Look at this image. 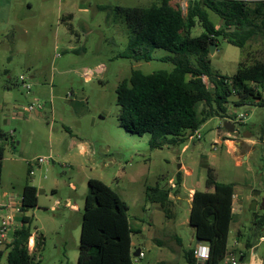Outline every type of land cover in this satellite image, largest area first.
<instances>
[{
    "label": "rangeland",
    "instance_id": "1",
    "mask_svg": "<svg viewBox=\"0 0 264 264\" xmlns=\"http://www.w3.org/2000/svg\"><path fill=\"white\" fill-rule=\"evenodd\" d=\"M47 1L50 0H17V3L16 0H0V138L4 146L0 186L11 192L20 180L29 182L38 176L37 168L33 170L34 176L29 174L26 160L51 159L41 164L45 190L41 192L42 209L38 220L29 212L32 217L28 224L30 231L36 232L37 238L45 236L43 245L33 253L36 264H77L87 190L84 172L119 193L128 204V219L131 223L135 219L140 222L141 230L131 232L132 251L140 249L144 256L133 257V264H188L184 253L195 244L191 238L193 229L186 222L189 205L173 203L166 216L158 204L145 200L146 187L167 185L170 178H175L180 163L191 170V175L185 177L187 187L205 189L209 167L216 180L235 183L242 189L240 209L233 205L241 241L255 244L260 264H264V242H258L260 228L255 223L264 215V208L260 207L264 200V88L259 89L263 103H256L260 102L258 99L247 100L244 106L227 105L235 137L222 126L227 118L211 117L201 124L200 139H186L180 145L151 149L148 133L137 135L119 125L116 88L133 69L149 74L158 69L170 70L172 64L159 60L167 53L161 48L153 50L150 61L118 56L126 46L128 29L124 16L117 14L114 7H146L155 0H80L81 10L76 7L67 26L62 25L65 35L59 43L54 39L53 15L43 23L37 21L41 4ZM16 4L14 14L22 10L31 16L22 20L23 15H18L10 25L12 17H8V9L12 11ZM27 4L31 9L26 8ZM171 4L180 7L185 14L187 0H171ZM207 12L211 21L220 26L218 15L210 10ZM68 29L74 31L71 33ZM200 32L201 27L196 25L191 35ZM215 49L210 56L211 66L223 75L236 72L240 60L246 64L264 60V39L250 41L240 48L219 38ZM98 63L103 65L102 70L97 67L95 73L86 78L83 67ZM53 66H65L67 71L54 70ZM20 74L27 79L33 76L34 86L28 79L30 90L40 92L35 94L38 98L34 103H42L45 110L39 117L32 112L36 121L26 124L23 118L14 117L12 113L13 107L27 99L26 90L18 82ZM5 84L9 87L5 88ZM76 100H82L87 109L80 118L71 112ZM240 112L247 113L241 123L237 120ZM243 127L251 134L244 136ZM219 133L224 137L221 147L207 146ZM245 137L252 138V142ZM224 139L245 143L240 146L232 141L230 146ZM76 140L86 142L88 150L84 155H79L78 146L72 145ZM68 196L78 202V211L65 205ZM252 200L257 202L254 210L249 208ZM20 217L21 213L16 212L17 226ZM42 226L44 228L40 229ZM261 227L264 229V225ZM233 228L231 225L230 229ZM6 252L4 249L0 264H6ZM242 260L248 259L244 256Z\"/></svg>",
    "mask_w": 264,
    "mask_h": 264
},
{
    "label": "trees",
    "instance_id": "2",
    "mask_svg": "<svg viewBox=\"0 0 264 264\" xmlns=\"http://www.w3.org/2000/svg\"><path fill=\"white\" fill-rule=\"evenodd\" d=\"M114 10L124 16L128 29L126 46L118 56L150 61L153 50L161 48L167 53L159 60L172 64L170 70L158 69L149 74L133 69L116 88L119 125L137 135L148 133L149 148L183 144L207 119L230 118L228 104L238 107L247 100L262 99L259 89L264 88V60L252 64L240 60L233 75H221L211 66L209 47L217 46L219 38L240 48L250 41L263 40L264 0H187L185 14L171 0H155L146 7L118 5ZM207 10L218 15L220 26L211 21ZM196 25L201 32L192 36ZM201 75L208 77L210 87ZM174 181L175 187L155 184L145 191L146 200L157 203L166 216L171 204L169 193L171 189L177 192L181 183L180 171ZM205 186L213 187V191H194L188 223L193 227L195 240L208 244L205 264H219L227 249L234 184L216 181L208 167ZM36 205V188L27 183L22 190L20 225L12 230V242L5 248L6 264H36L27 246L32 219L25 215ZM127 210L128 204L119 193L99 179L87 180L77 264H133V229ZM255 223L261 229L264 215ZM251 246V242L244 241V248ZM3 252L0 249V261ZM244 256L240 255L242 259ZM185 260L188 264L197 263L193 249L185 253Z\"/></svg>",
    "mask_w": 264,
    "mask_h": 264
},
{
    "label": "crops",
    "instance_id": "3",
    "mask_svg": "<svg viewBox=\"0 0 264 264\" xmlns=\"http://www.w3.org/2000/svg\"><path fill=\"white\" fill-rule=\"evenodd\" d=\"M16 3H17V0H16ZM80 3H81L80 0H77V1L76 0H74V1L73 0H50V1H47L46 4L45 3H42L41 4L42 5L41 6V11H40V14H39V19H38V16H37V19H38L37 21L39 23H43L45 21V18H48L50 15L51 16L53 15L54 20L56 22V26H55V30H54L55 43L61 42L60 39H62V36L65 35L64 32H63V30H64L63 27L64 26H67V24L73 18V16H74V11L73 10L76 7H79L78 10H81ZM47 4H48V6H47ZM26 6H27L26 8H28V10L31 9V5L27 4ZM13 7H12V11H11V9H8V17H9V15H11V17H12L11 18L12 21L8 22V24L10 23V25H13V23L15 22V18L18 15H21V16L23 15V17H21L22 20L27 19V17L29 15L31 16V14H28V12H24L22 10L19 13H15L14 14L13 13V9L15 10V8H17V4H16V6H13ZM8 17H7V19H8ZM13 20H14V22H13ZM63 24H64V26H62ZM13 31H14V29H13ZM69 31L72 33L74 30L70 29ZM18 36H23V35L18 34ZM14 38H15V35H13V40H14ZM19 47H21V45H19ZM68 48L71 49V50L73 49L72 47H68ZM64 50L66 51L68 49H65L64 48ZM210 56H212V55H210ZM64 67L65 66H58V67H54L53 66L54 70H55V68H58V69L59 68H62V69H60L61 71H67L66 69H64ZM97 67H99L100 68V71H101L103 65L98 63V64H95V65H93L91 67H88V66H84L83 67L84 71H87L89 73L88 78L91 76L90 74L95 73V70H96ZM6 70L7 69H5L4 72H6ZM234 73H235V71L232 73V75ZM219 74H221V73H219ZM20 75H22V74H20ZM221 75H223V74H221ZM226 76H231V75H227L226 74ZM28 79L30 80V82L33 83V86H34L35 83L33 81V76H29ZM16 83H17V81H16ZM4 86H5V88L9 87L7 84H5ZM39 87L40 86H38L37 89H39ZM37 92L38 91H36V92L34 91L33 92V90H30L29 93H26V95H27L26 102L25 103H22V104H20L18 106L13 107V109H12L13 116L14 117H19V118L21 117V118H23V122H25L24 124H26V123H28L30 121H36L32 117V112L34 113V115H37L38 117L43 112L45 114V110L43 111L44 106H42V108L40 110H36V111H32V112L23 110V107L24 106H26L27 104H29V102H34L35 98H38V97L35 96V94H37ZM38 93H40V92H38ZM71 103H72V101L70 102V105H71ZM83 103L84 102H82V100H76L71 105V112L73 113V116L74 117L80 118V117L84 116L87 113L86 106ZM200 107L201 106L199 104L197 106V108L199 109ZM35 123H37V122H35ZM32 125H33V123H32ZM22 126H23V124H22ZM243 133L245 135L246 134H251V133H248V131H246V129L244 127H243ZM49 135H51V133H49ZM223 138L224 137L219 133V134H217L216 137H214L212 139V141L207 146H209V147H212L213 146V147L219 149V147H221V143L223 142ZM245 138H248V140L251 141V142L253 140L252 138H249V137H245ZM1 140H2V138H0V141ZM224 140L230 146L232 144V141L234 142V144L240 145V146H242L245 143L244 141H239V140H236V141L235 140H231V139L230 140L229 139H224ZM72 145L73 146H78V154L79 155H84L86 153V151L88 150V146H87V144H86L85 141H78V140H76V141H73L72 142ZM185 147H186V145L183 146L182 150ZM243 157H244V155H243ZM179 165H180V167H179V170L178 171L181 172V183H180V186H179L177 192H174L173 189H171V191L169 193V198L171 200L170 206L173 203L174 204H179L180 202H181V204L182 203H187L189 205V210H188V215H189V211H190V207H191L192 196H193L194 191L197 190V188H195V187H187L185 185L186 184L185 183V177L187 175L188 176L191 175V170L188 169L183 163H180ZM80 167L82 169V165H80ZM34 168L35 169L37 168L39 170V175L38 176H34V173H33L32 176H34V177L32 179H30L29 182L28 181L25 182L23 180H20L19 181V184H18V187L17 188L13 187L14 188V189H12L13 191H11V192L10 191H7L6 189L3 188V186H0V205H1L0 215H4L5 213H10V214L13 215V218L15 220V213L16 212H19V209L21 207V199H22L23 186L28 183V184L33 185L36 188V191H37V205L35 207L27 210L25 212V215L29 216V212L31 211L32 216L33 217H36L37 220H38V217H39V214L38 213H40V210L42 209V204L40 203L41 192H43L45 189H44V186L42 185V180H41L42 179V175L41 174H42V171H43L42 170V167H41V164L38 165V166H35ZM1 169H2V164H1ZM28 170H29V167H28ZM86 171H87V169H86ZM84 174H85L84 181L87 184V180L90 178V176L87 174V172H84ZM0 177H1V175H0ZM170 179L174 181V178H170ZM169 180H168V184L166 185L168 188L170 187ZM216 181H218V182H224V183H232V182H229V181H219V180H216ZM0 184H1V179H0ZM174 184H175V181H174ZM233 184H234V187H233V197H232V219H231L230 226L232 225L234 228L233 229H229L228 239H227V249L228 248H232L233 251L236 252V254H238V255H241L242 253H244V255L247 257L248 260L247 261H244L239 256V259L241 258V264H260V261H259V258H258L256 249H255V244H252V246L250 248L246 249V248H244V242L241 241L242 240L241 239V232H240V230L238 228V222H237L238 216H237V213L233 209V205H236L240 209V206H241V203H242V195H241L242 189L240 187H238L237 185H235V183H233ZM52 189L54 190V188H50V191ZM201 191H209V192H212L213 191V187H206L205 186V189H203ZM145 200H146V198H145ZM56 201H58V200H56ZM152 203H154V202H152ZM65 205H69V207H70V209L72 211L73 210L78 211V209H79L78 202L76 200H74L71 196H68L66 198ZM52 207L53 206H51V208ZM234 214H235V219L233 220V215ZM31 219H32V217H31ZM128 221H129L130 227L133 230H141L140 228L142 226H140V222L137 219L134 220V223H131V221L129 219H128ZM186 222H188V218H186ZM184 224L185 223H183V225ZM16 226H17V224L15 223V227ZM42 228H44V227L42 226L40 229H42ZM192 229H193V227H192ZM233 231L235 232V233H233L234 236H231ZM9 234L11 235V232ZM31 235H33L34 238L36 239L35 240V246L30 249L31 253H34L36 249L37 250L40 249V247L43 245L44 241H41L40 247L39 248H36L37 233L34 232V231H32L31 232ZM261 237H264V229L263 228H261L260 231H259V237H258L259 239H258V242H264V240H262ZM191 238L193 239V241H195V244L190 249H194L195 246L198 244L199 241L195 240L194 235H193V232H192V237ZM41 239L44 240L45 239V236L43 235ZM11 242H12V237H11ZM131 244L133 246V241L132 240H131ZM3 249H5V248H3ZM185 253H184V256H185ZM61 262L62 261H60V263ZM195 264H201V263L200 262H197Z\"/></svg>",
    "mask_w": 264,
    "mask_h": 264
},
{
    "label": "built area",
    "instance_id": "4",
    "mask_svg": "<svg viewBox=\"0 0 264 264\" xmlns=\"http://www.w3.org/2000/svg\"><path fill=\"white\" fill-rule=\"evenodd\" d=\"M92 75V74H90ZM84 76L86 78H88L89 73L87 71H85ZM201 80L206 84V86L210 87V83L208 80V77L206 75H201ZM18 82L19 84L26 90L27 93L30 92L31 89V83L28 81L27 77L24 75H19L18 77ZM228 82H230L228 80ZM232 92H234V90H232ZM68 97H71V94H68ZM42 103H29L26 106L23 107V110L32 112V111H36V110H40L42 108ZM247 113L246 112H240L237 114V120L241 123L243 122V120L245 119ZM232 123H234L233 121H231L230 119H226ZM235 132V126H234V130L232 133H230V135L232 137H235L234 135H232ZM201 138V133L199 131V129L194 130L191 134H189L187 136L188 140H193V139H200ZM51 159L50 157H37L31 160H26V163L29 166V174L33 175L34 173V167L38 166L44 162H49ZM169 185L170 187H174V181L173 180H169ZM233 197V195H232ZM58 203V201H56V204ZM1 208V205H0ZM52 210H54V207L51 208ZM15 227V220L13 218L12 214H4V215H0V249L6 248L7 245H9L11 243V236L9 235L10 232H12V230ZM262 240H264V237H261ZM35 238L33 235H30L28 238V249L30 251L31 248H33L35 246ZM31 252V251H30ZM144 255V253L139 250L137 256L134 257H138L141 258ZM208 255H209V247L208 244L205 242H198V244L195 246V248L193 249V256L196 259L197 262H200L201 264H205V261L208 259ZM221 264H241V261L238 257V254H236V252L233 251L232 248H228L226 249V252L224 254V257L221 261Z\"/></svg>",
    "mask_w": 264,
    "mask_h": 264
},
{
    "label": "water",
    "instance_id": "5",
    "mask_svg": "<svg viewBox=\"0 0 264 264\" xmlns=\"http://www.w3.org/2000/svg\"><path fill=\"white\" fill-rule=\"evenodd\" d=\"M231 29H232V28H231ZM215 48H216V46H215L214 44L211 45V46L209 47V55H212V54H213ZM222 126H223L224 129H225L227 132H229V133H232L233 130H234V124H233L232 122L228 121V120H224V121L222 122ZM248 135H250V134H248ZM244 136H246V135L244 134ZM178 167H180V165H178ZM258 193H259V192H256L255 194H258ZM256 204H257L256 200H252L251 203H250V205H249V208H250L251 210H254V209L256 208ZM260 207H261V208H264V200H263V199H262V201H261V206H260ZM41 238H42V235L39 236V237L37 238V241H36V248H39V247H40V245H41V241H42ZM138 252H139V249H136V250L132 253V256H137ZM240 261H241V258H240Z\"/></svg>",
    "mask_w": 264,
    "mask_h": 264
}]
</instances>
